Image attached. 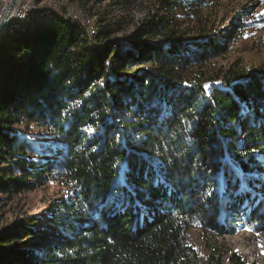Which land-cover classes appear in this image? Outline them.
Here are the masks:
<instances>
[{
	"label": "trees",
	"instance_id": "1",
	"mask_svg": "<svg viewBox=\"0 0 264 264\" xmlns=\"http://www.w3.org/2000/svg\"><path fill=\"white\" fill-rule=\"evenodd\" d=\"M73 1L91 33L69 19L0 38V208L59 188L0 228V264H201L192 230L206 264H251L217 240L264 232V74L207 76L231 42L210 0H150L121 37L93 6L142 0ZM263 22L242 10L237 28Z\"/></svg>",
	"mask_w": 264,
	"mask_h": 264
},
{
	"label": "rangeland",
	"instance_id": "2",
	"mask_svg": "<svg viewBox=\"0 0 264 264\" xmlns=\"http://www.w3.org/2000/svg\"><path fill=\"white\" fill-rule=\"evenodd\" d=\"M1 1L7 6L10 4V2ZM210 1L212 3L204 10V16L215 28L222 30L224 38H230L231 42L229 53L224 58L215 60L206 68L207 76L215 75L224 68L243 71L248 74H264V22L262 27L247 31H240L237 28L242 10H252L254 15L258 17L261 15L264 18V0ZM23 4V0H19L17 10L12 18V20L16 19V22L11 23V20L6 33L23 31L25 27L32 29L52 27L57 25L59 21L63 22L69 19L79 21L91 33L96 23L95 19H97L92 18L89 11L81 9L73 0H31L32 7L28 5L31 8L30 13L27 9L26 11L19 10ZM151 5L150 0H142L141 3L124 9V7L110 6L109 3H104L93 6V12L98 15L106 14L108 20L118 22L123 29L118 34V37H121L131 33L145 15L152 11ZM7 6L1 8L0 5V21L7 11ZM89 18L92 24L87 22ZM56 199H59V188L55 184L15 198L8 205L0 208V228L7 226L15 219L41 213L46 215L47 211L53 209V202ZM189 241L198 249L201 264H206L211 253L208 242L202 239L198 230L190 232ZM217 241L219 245L241 254L251 264H264V232L241 231L234 236L219 238ZM223 264H228L227 258Z\"/></svg>",
	"mask_w": 264,
	"mask_h": 264
},
{
	"label": "water",
	"instance_id": "3",
	"mask_svg": "<svg viewBox=\"0 0 264 264\" xmlns=\"http://www.w3.org/2000/svg\"><path fill=\"white\" fill-rule=\"evenodd\" d=\"M19 0H10V4L5 12L2 20L0 21V38L5 35L8 26L17 10Z\"/></svg>",
	"mask_w": 264,
	"mask_h": 264
},
{
	"label": "built area",
	"instance_id": "4",
	"mask_svg": "<svg viewBox=\"0 0 264 264\" xmlns=\"http://www.w3.org/2000/svg\"><path fill=\"white\" fill-rule=\"evenodd\" d=\"M23 6L19 10H25L30 9L28 5H30V0H23Z\"/></svg>",
	"mask_w": 264,
	"mask_h": 264
},
{
	"label": "bare ground",
	"instance_id": "5",
	"mask_svg": "<svg viewBox=\"0 0 264 264\" xmlns=\"http://www.w3.org/2000/svg\"><path fill=\"white\" fill-rule=\"evenodd\" d=\"M3 1L6 2V3H7V2H8V3L10 2V0H3ZM30 3H31V0H30ZM8 6H9V5H8ZM30 6H31V4H30ZM31 7H32V6H31ZM7 8H8V7H7ZM6 10H7V9H6ZM28 10H29V13H30L31 8H30V9H27V11H28ZM15 16H16V15H15ZM15 18H16V17H15ZM13 22L15 23V22H16V19H15V20H12L11 23H13ZM10 27H11V26H10ZM10 27H9V28H10ZM7 30H8V29H7ZM6 32H8V31H6Z\"/></svg>",
	"mask_w": 264,
	"mask_h": 264
}]
</instances>
